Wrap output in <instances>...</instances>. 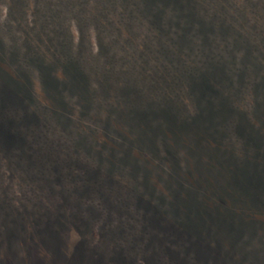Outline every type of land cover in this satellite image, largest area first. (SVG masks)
I'll return each mask as SVG.
<instances>
[{"label": "rangeland", "instance_id": "374dc122", "mask_svg": "<svg viewBox=\"0 0 264 264\" xmlns=\"http://www.w3.org/2000/svg\"><path fill=\"white\" fill-rule=\"evenodd\" d=\"M1 129L0 264H264V0H0Z\"/></svg>", "mask_w": 264, "mask_h": 264}, {"label": "trees", "instance_id": "16d2710c", "mask_svg": "<svg viewBox=\"0 0 264 264\" xmlns=\"http://www.w3.org/2000/svg\"><path fill=\"white\" fill-rule=\"evenodd\" d=\"M0 135H2L3 137H9L8 136V133L5 131L4 132V129H1L0 130ZM252 159H254V160H252ZM248 160H250V163H255V164H257L256 166H255V168L256 169H254V170H252L251 172L250 171H245V172H247L246 173V175L244 174L242 177H244V179H243V183H240V174L239 173H237V174H234L233 176H232V178H233V180L235 181V184L234 185H242L243 187V189H237V191H238V193H243L244 192V194H247V192H248V194H250L251 192V190H252V188L250 187V185H252V187H253V189H254V191H256V195L257 196H259L260 194H263L264 193V168H262V167H260V163H261V159L259 160V159H257V158H249ZM253 161V162H252ZM251 169V168H250ZM239 176V177H238ZM250 184V185H249ZM233 185V186H234ZM248 188V189H247ZM245 189V190H244ZM237 193V192H236ZM184 213V212H183ZM228 219V218H227ZM227 226H225V229L226 230H229V228H231L232 226L231 225H229V224H226ZM185 226H186V224H185ZM185 226L183 225V227H184V229H185ZM187 227V226H186ZM211 228H212V230H214L215 229V226H211ZM215 232H214V236H216L217 237V234L219 233H217V231L216 230H214ZM235 235V234H234ZM236 236V235H235ZM218 238V237H217Z\"/></svg>", "mask_w": 264, "mask_h": 264}]
</instances>
